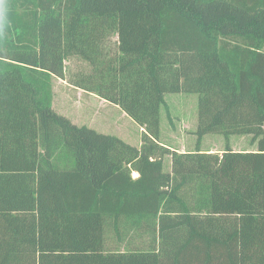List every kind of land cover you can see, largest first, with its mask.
<instances>
[{
  "label": "trees",
  "instance_id": "16d2710c",
  "mask_svg": "<svg viewBox=\"0 0 264 264\" xmlns=\"http://www.w3.org/2000/svg\"><path fill=\"white\" fill-rule=\"evenodd\" d=\"M54 76L119 106L140 146L56 112ZM180 93L189 152L161 138ZM207 134L259 149L205 152ZM0 264H264V0H0Z\"/></svg>",
  "mask_w": 264,
  "mask_h": 264
},
{
  "label": "rangeland",
  "instance_id": "374dc122",
  "mask_svg": "<svg viewBox=\"0 0 264 264\" xmlns=\"http://www.w3.org/2000/svg\"><path fill=\"white\" fill-rule=\"evenodd\" d=\"M67 65L73 70L83 65V63L72 58L67 61ZM52 86L53 109L56 112L66 116L79 126L87 125L99 132L116 135L132 145L140 146L143 128L135 123L119 106L55 76L52 78ZM167 96L179 120L174 130L169 121L166 120V115H164L163 120L161 117L162 142L175 150L193 151L196 143V135L193 132L198 126L195 111L196 100L194 97L187 95L182 97V94H169ZM182 130L183 135H181ZM249 136L231 135V139L227 140L223 135L209 134L204 139L201 150L205 152H222L228 142L236 150L251 151V136ZM213 149L215 151H210ZM107 227V249L111 251L129 249L128 237L131 235H126L123 241H117L115 231L111 225ZM123 229L125 230L124 227ZM128 232L134 231L130 229ZM143 246L147 245L143 244Z\"/></svg>",
  "mask_w": 264,
  "mask_h": 264
},
{
  "label": "crops",
  "instance_id": "0c3cea01",
  "mask_svg": "<svg viewBox=\"0 0 264 264\" xmlns=\"http://www.w3.org/2000/svg\"><path fill=\"white\" fill-rule=\"evenodd\" d=\"M180 94H182L183 96L182 97H184V96H190V97H194L195 98V100H196V105H195V111H196V122L198 121V95L197 94H185V93H180ZM169 95V94H168ZM168 97V96H167ZM167 100H168V98H167ZM168 102L170 103V105H171V102L168 100ZM172 106V105H171ZM172 110H173V113H174V115L175 116H177L176 115V112H175V110L173 109V107H172ZM164 112L162 113V120H163V117H164ZM166 120H167V118H166ZM198 127V126H197ZM196 127V128H197ZM180 128V127H179ZM196 128H195V130H196ZM181 129V128H180ZM181 135H183V130L181 131ZM209 134H207V135H205L204 136V138H203V141H202V146H203V142H204V139L208 136ZM251 136V144H252V149H251V151H258V149H259V138H256L254 135H250ZM249 136V137H250ZM161 137H162V135H161ZM229 139H231L230 137H229ZM141 144V143H140ZM165 145H167L166 143H165ZM168 146V145H167ZM168 147H170V146H168ZM232 148H233V146H231ZM171 148V147H170ZM234 149V148H233ZM177 151H179V152H185V150H182V149H176ZM234 150H236V149H234ZM203 151V150H202ZM210 151H215V149H213V150H210ZM236 151H239V150H236ZM240 151H244V149H241ZM164 169H165V171H171V169H172V158H171V156H166L165 157V159H164ZM138 174L137 173H134V176H137Z\"/></svg>",
  "mask_w": 264,
  "mask_h": 264
}]
</instances>
